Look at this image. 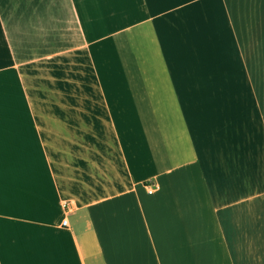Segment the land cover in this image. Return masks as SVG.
<instances>
[{
  "label": "crops",
  "instance_id": "obj_1",
  "mask_svg": "<svg viewBox=\"0 0 264 264\" xmlns=\"http://www.w3.org/2000/svg\"><path fill=\"white\" fill-rule=\"evenodd\" d=\"M0 264H264V0H0Z\"/></svg>",
  "mask_w": 264,
  "mask_h": 264
},
{
  "label": "built area",
  "instance_id": "obj_2",
  "mask_svg": "<svg viewBox=\"0 0 264 264\" xmlns=\"http://www.w3.org/2000/svg\"><path fill=\"white\" fill-rule=\"evenodd\" d=\"M66 207V205H65ZM66 212V209H65ZM54 225L56 226H67L68 225V221L67 218L65 217V215H57L54 220H53Z\"/></svg>",
  "mask_w": 264,
  "mask_h": 264
}]
</instances>
